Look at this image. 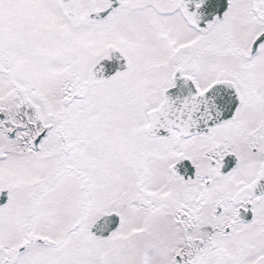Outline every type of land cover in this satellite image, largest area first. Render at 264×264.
I'll use <instances>...</instances> for the list:
<instances>
[{
  "label": "snow or ice",
  "instance_id": "obj_1",
  "mask_svg": "<svg viewBox=\"0 0 264 264\" xmlns=\"http://www.w3.org/2000/svg\"><path fill=\"white\" fill-rule=\"evenodd\" d=\"M0 264H264V0H0Z\"/></svg>",
  "mask_w": 264,
  "mask_h": 264
}]
</instances>
